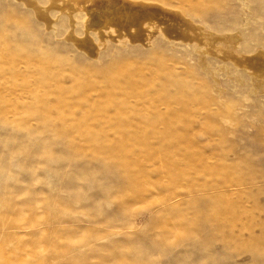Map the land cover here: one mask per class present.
<instances>
[{"label": "rangeland", "instance_id": "rangeland-1", "mask_svg": "<svg viewBox=\"0 0 264 264\" xmlns=\"http://www.w3.org/2000/svg\"><path fill=\"white\" fill-rule=\"evenodd\" d=\"M0 264H264V0H0Z\"/></svg>", "mask_w": 264, "mask_h": 264}, {"label": "bare ground", "instance_id": "bare-ground-1", "mask_svg": "<svg viewBox=\"0 0 264 264\" xmlns=\"http://www.w3.org/2000/svg\"><path fill=\"white\" fill-rule=\"evenodd\" d=\"M41 15V14H40ZM43 15V14H42ZM118 28V27H117Z\"/></svg>", "mask_w": 264, "mask_h": 264}]
</instances>
